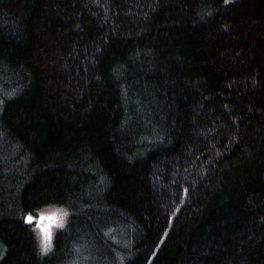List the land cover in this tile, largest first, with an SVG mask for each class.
Segmentation results:
<instances>
[{"label":"trees","instance_id":"16d2710c","mask_svg":"<svg viewBox=\"0 0 264 264\" xmlns=\"http://www.w3.org/2000/svg\"><path fill=\"white\" fill-rule=\"evenodd\" d=\"M0 141V264H264V0H0Z\"/></svg>","mask_w":264,"mask_h":264},{"label":"snow or ice","instance_id":"6c2138e0","mask_svg":"<svg viewBox=\"0 0 264 264\" xmlns=\"http://www.w3.org/2000/svg\"><path fill=\"white\" fill-rule=\"evenodd\" d=\"M67 216V212L57 209L50 214L40 213L38 219L31 214L26 217V222L30 224L36 220V227L40 229L43 238V251L47 252L51 248L52 228H63Z\"/></svg>","mask_w":264,"mask_h":264},{"label":"rangeland","instance_id":"374dc122","mask_svg":"<svg viewBox=\"0 0 264 264\" xmlns=\"http://www.w3.org/2000/svg\"><path fill=\"white\" fill-rule=\"evenodd\" d=\"M0 144H6L4 141H0ZM57 209H61L63 211L66 212L64 207L55 205V204H47V205H43L42 207H40L39 209L36 210V213H32L33 215L37 216V214L40 213H44V214H50L53 211H56ZM30 214V213H29ZM31 228L33 229L36 237H37V241H38V245L39 248L43 251V238H42V234L41 231L38 227H36L35 224V220L33 221V223H31ZM59 228L57 227H53L52 228V240H51V245L53 243V240L55 238V233ZM49 251V250H48ZM47 251V252H48ZM64 264H90V260L87 258L86 253L84 252H77L70 261L64 263ZM98 264V263H95Z\"/></svg>","mask_w":264,"mask_h":264},{"label":"water","instance_id":"95a60500","mask_svg":"<svg viewBox=\"0 0 264 264\" xmlns=\"http://www.w3.org/2000/svg\"><path fill=\"white\" fill-rule=\"evenodd\" d=\"M29 215V213H27L25 216H24V221L26 222V217ZM34 218L38 219L39 218V214H37V216L31 214ZM35 224H36V220H35Z\"/></svg>","mask_w":264,"mask_h":264}]
</instances>
